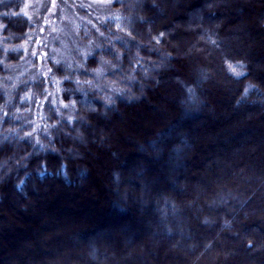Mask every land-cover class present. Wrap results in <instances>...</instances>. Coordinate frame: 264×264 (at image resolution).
Returning a JSON list of instances; mask_svg holds the SVG:
<instances>
[{
    "label": "trees",
    "instance_id": "trees-1",
    "mask_svg": "<svg viewBox=\"0 0 264 264\" xmlns=\"http://www.w3.org/2000/svg\"><path fill=\"white\" fill-rule=\"evenodd\" d=\"M97 1L107 3L110 12L99 24L98 32L85 23L76 27L78 42L83 47H72L66 61L49 59L45 73L16 81L15 68L27 57L26 48L32 44L37 20L27 8L28 0H0V200L2 194L12 193L15 204L27 209L29 202L37 201L30 185L37 189L38 196H43L41 189L56 184L74 195L93 188L108 211L102 222L83 220L72 225V218L67 217L70 225L55 223L50 232L68 230V237L76 232L71 242L62 237L65 247L59 245L61 240L49 239L52 254H34L26 247L18 251L13 237L23 234L22 229H15L14 234L12 230L6 232L0 237V243L6 242L5 246L0 244V254H13V260L6 264H37V255L41 262L46 257L43 260L47 264H102L101 250L119 255L125 248L118 238L110 239L106 228L112 229L116 224L122 227L119 236H130L133 230L128 229L129 219L135 220L141 214V225L150 219L155 230L160 231L154 236L162 246L180 242L192 247L183 250L185 258L177 264H208L214 260L243 264V258L244 263L250 258L254 264H264V145H257L251 133L254 124L264 119V74L251 65V60L258 59L256 55L230 52L231 43L225 39L239 18L235 11L240 10L244 18H255L257 13L264 12V0L255 1L262 5L245 6L234 1L227 9L220 4L226 0ZM258 24L257 31L263 35L264 18ZM188 45L199 49L191 57H207L203 50L211 53L210 62L199 67L200 81L195 76L188 77L186 58L179 56V51ZM213 67L218 72H211ZM210 73L214 79L225 81L228 91L223 90L230 109L236 114L253 112L257 116V121H246L241 134L219 139L218 157L212 154V158L229 161L227 166L231 170L226 179L221 176L218 181L223 185L214 192L206 190L202 183L192 187L209 153L208 149H201V144H194V136L202 131L197 132L193 123L205 124L203 129L207 131L226 121L222 116L215 123L210 120L215 110L212 101L219 102L218 91L212 92L208 85L213 79ZM165 79L173 80L180 97L177 112L169 104L166 108L172 115L184 114L180 122H174L182 127L169 129V135L165 131L152 134L146 128L138 131V154H122V160L111 166L104 158L115 151L110 145V133L104 129H112L109 124H117L120 118L128 119L129 114L154 105ZM53 99L60 109L52 106ZM152 117L153 114L146 115V120ZM39 119L43 133L35 137L31 124ZM157 122L154 118L153 123ZM248 136L247 141L240 142ZM113 140L116 143L117 139ZM251 144L259 149L257 155L253 154ZM189 149L193 155L186 157ZM152 154L156 158L148 161ZM133 157L136 159L130 160ZM169 158L166 168L173 174L170 181L143 184L150 172L155 174L158 164L162 166L159 162ZM136 163L140 166L131 174L130 167ZM101 165L110 167L108 181L102 180L105 188L95 180L82 186L89 169ZM123 225L129 227L124 229ZM27 234L20 237L30 244ZM96 235L100 240L94 239ZM80 252L89 254V262L87 258L80 262L75 258Z\"/></svg>",
    "mask_w": 264,
    "mask_h": 264
},
{
    "label": "rangeland",
    "instance_id": "rangeland-1",
    "mask_svg": "<svg viewBox=\"0 0 264 264\" xmlns=\"http://www.w3.org/2000/svg\"><path fill=\"white\" fill-rule=\"evenodd\" d=\"M234 1H237L243 6L249 4L262 5L259 2L255 3L256 0H226L225 2H221L220 4L224 9H227ZM27 8L37 20V29L35 33H33L34 36H32L31 38L32 44L27 46L26 48V59L22 62V64L19 65V67L15 68L14 78L16 81L19 78H31L36 73H45L44 69L47 68L46 63L49 59H52V61L55 62L66 61L68 56L70 57L69 54L72 51V47H83V45L80 44V41L78 42L76 27L80 23H85L97 31L99 24L109 15L110 12L107 3L97 0H28ZM249 9L252 14L251 7H249ZM239 11H235L239 18L230 29L231 33L226 36V42L231 43L232 47H230L232 49L230 50V52L233 51L240 55L246 56H248V54L251 52L253 53V55H256L258 59L256 61L251 60V65L255 70L260 71L264 74V34L262 35L257 31L259 30V21L264 18V12H261L260 14L257 13L255 15V18H244ZM224 15H227V13L224 12ZM224 21L225 18L223 19L222 24L224 23ZM180 29L184 28L180 27ZM195 40L199 42V38H196ZM94 42L95 41H93V43ZM93 43H90V45H94ZM190 47L191 46L188 45L187 47H184V49L180 50L179 56H184L186 58L185 62L189 67L187 71L188 77L195 76L196 79L200 81L202 76H198V74L201 73L199 71V67L204 66L210 62L209 58L211 57V53L203 50L207 54V57H204L202 54L191 57L192 52H197V50L199 51V49H191ZM225 48L227 49L228 47L225 45ZM197 59L201 61L200 64L197 62ZM210 71L213 73L218 72L217 68L215 67H213V70ZM213 73H210V75L212 76ZM211 78H213V76ZM224 82L225 81H223L222 78H213L208 85L209 88H212V92L214 89L218 91L216 95H218L217 97L219 99V102H214V100L212 101L215 110L214 117H210V120L215 123L219 120L218 116H222L226 121H223L222 124L219 122L221 124L220 126L216 125L215 128L207 129V131L203 129L205 128V124H199L197 121L195 122L198 123V125L196 123H193L194 126L196 125L195 129H197V132L202 131V134L194 136V144L196 145V147L198 146V144H201V149H208L206 153H209L207 154L208 157L206 156L203 163H201V171L196 177V180L193 181L192 187H195L196 184L202 183L203 186H205V189H211V192H214L215 189H218L219 187L217 186L223 185H220V183L222 182L219 183L218 180L221 178V176H224L223 178L226 179L225 175L230 169L227 166L229 165V161H222L219 158L217 160H213L212 158V154L215 157H218L216 152H219V148L216 145H218L219 139H224L225 135L230 137L233 135H237V133H240L241 130L243 131V129H245L246 121H257V116H255L253 112H241L240 114L238 113V115L236 114L237 112L230 109L231 104L227 103V99L229 100L228 95L226 92H224L225 90L228 91V88L226 87ZM169 85L174 86L176 90L173 88V90L169 89L167 87ZM170 91H173L174 93H171ZM176 91L177 88L175 87L173 80L170 81V79H165L164 86L161 88V94L157 96L156 103L154 105L141 112H133V114H129L128 119L123 120L122 118H120L121 120H117V122H119L117 124H109V126H112V129L111 127L104 129L106 132L110 133V145L111 148L113 147V151H115L114 153H107L109 157L106 155V157L104 158H108L106 160L108 164H110L111 162V166H116L117 162L119 163V161L124 157L122 154L129 155V153H131V155L134 156L138 154L139 151H137L136 147L138 146L137 141L139 139L138 131L139 133L140 131L143 132V130L146 128L148 131L151 130L150 132L152 134L165 131L167 132L166 135H169V129H179L180 127H182V125L179 126L178 124L176 125L174 123L176 121L180 122V120L183 119L182 116L184 115L182 113H176L178 109L177 103L179 102L180 98L176 95L178 92ZM51 104L53 107H57L60 109V105L57 104L55 99H53ZM168 104L174 108V111H176L173 115L166 108ZM59 113H61V111ZM150 114H153L152 118H155L158 121L157 123H153V119L146 120V115ZM233 115H235V117L232 119ZM33 124L34 125L31 124L33 130L32 134L33 136L37 137L40 133H43L41 119L35 120ZM170 126H172L173 128H169ZM254 131H257V133ZM260 132H264V119L261 120V122L257 121L251 128V133L254 134L252 136L254 137L253 139H256L257 145L260 144L263 146L264 134ZM113 138L117 139L116 143H114ZM241 139L242 140L240 142H245L247 141V139H249V136L246 139ZM251 148H253V151L249 150V153L252 151L253 154L257 155V152L259 150L256 149L257 146L252 145ZM262 148H264V146ZM188 154L191 156L193 155L192 149H189L187 151L186 157L189 156ZM116 155L118 156L117 159H119L117 161ZM154 158H156V156L152 154V156H149L148 161ZM135 159L133 157L130 160ZM170 159L171 158H169L168 160L163 159V161L159 162L162 166L159 167L160 165L158 164V166H156V171L154 172L155 174L153 175V173L150 172L149 176H147L146 179L144 178L142 180L143 184L144 181L146 184H150L151 182L155 183L157 181V183L170 181V177L173 176V174L171 169L166 168ZM136 164H133V166L131 165V174L136 172V168L140 166L139 163ZM104 166L106 165H101L100 167L97 166L94 168L91 167V169H89V178L87 177L82 186H89L91 185L90 181L95 180L98 184L100 183L103 188H105V184L104 182H102V180L104 179L106 180V182L108 181L107 171L109 172L110 167L106 169L104 168ZM238 166H242V164ZM212 169H215L217 172H211ZM180 172H182L184 178L187 177L185 176V172L183 173V170H181ZM131 174L129 173V175ZM228 174L230 173L228 172ZM228 174L226 176H229ZM198 180H200V182H198ZM29 187H31V193L35 198V201H37L35 203H33L34 200L29 202L30 205L27 209H24L21 204H15L16 198L12 193L2 194V201L0 200V237L5 235L6 232L9 233L11 230L14 234L16 232L15 229H22L23 234H15L13 237V241L18 243V247L15 248L18 251L20 248L26 247V251H31L34 254H36V252L38 251H47V253L52 254L53 252L50 253V250H52L53 244H50V242L48 243L49 239L53 240L56 238L58 240H61L62 243H59V245L62 244V246L65 247V240L71 242L72 237H74L75 234L74 232H76V230H74L70 237L65 235V232H67L68 230L53 229L54 231L50 232L49 229L53 225H55V223L59 222L62 225H70L67 217H69V219L72 218V225H76L75 223H80L83 220H87L88 222L94 221L96 223V221L102 222V219L107 216L106 212L108 211L106 209L107 206L104 203L105 201L101 202L98 200L97 195L95 196V193H93V188L85 189V191H82V193L74 195L73 193L69 192L68 190L62 189L56 184H50V192H47L49 187H44V189H41V191L45 194L43 196H38L37 194L39 192L37 193V189L33 185H30ZM131 189L132 188L130 187L129 191ZM141 215L139 217L137 215V218L135 220H133L135 217L129 219L128 225H130V227L123 225L124 229L126 227H129L128 229L133 230L130 236L122 237V234L119 236L118 233L119 230L122 231V227L117 226L116 224L112 227V229L108 227L106 228L109 232V236H111L110 239L118 238L119 241L123 242L122 245L125 248L124 252L119 255L113 251L105 253L104 250H101L100 255H102V257L99 261H102V264H177L179 259L184 260L185 255L182 253L184 252L183 250H185L186 248L190 249L192 247L183 246L180 242H177V244L179 245H174L173 243L172 245L171 243H163L164 245L162 246V244L159 243L160 240L157 241V238L154 236L160 231L155 230V226L150 219H147V222L144 225H141L140 218L143 217ZM47 229L48 231L45 232V230ZM27 232L29 239L32 241L30 242V244H37L34 247H31L28 242H23L26 239L20 237L24 236ZM7 236H10V234H8ZM62 237H66L65 240ZM37 238L39 239L38 241L36 240ZM177 238L178 234L176 239ZM90 239L92 240L93 238ZM94 239L100 240L99 235H96ZM129 240L131 241V244L128 243ZM0 244L5 246V240H3V242ZM177 247H179L178 250L176 249ZM163 248L165 249L163 250L162 254L161 249ZM55 254H57V252H55ZM55 254L52 255V259H54ZM88 255L89 254L86 255L80 252L74 256L79 262L83 261L84 258H87V261L89 262ZM105 258L107 260H105ZM43 259L41 262L40 256L37 255L34 262L37 263L38 260L37 264H39L40 262V264H47L48 262ZM249 259L250 258L246 259V261L248 262L244 263L245 258H243V264H254ZM10 260H13V254L9 253L8 251H4L0 254V264H6L7 261ZM216 261L214 260L213 263L208 262V264H221V262L217 263ZM52 262L54 263L56 262V260H53ZM89 263L94 264L91 261Z\"/></svg>",
    "mask_w": 264,
    "mask_h": 264
}]
</instances>
